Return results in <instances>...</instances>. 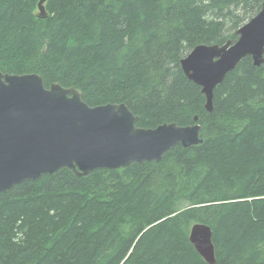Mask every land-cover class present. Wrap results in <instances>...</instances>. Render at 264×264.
Instances as JSON below:
<instances>
[{
    "label": "trees",
    "instance_id": "16d2710c",
    "mask_svg": "<svg viewBox=\"0 0 264 264\" xmlns=\"http://www.w3.org/2000/svg\"><path fill=\"white\" fill-rule=\"evenodd\" d=\"M0 0V72L35 73L90 107L124 103L136 126L197 123L202 142L158 161L76 176L68 168L0 192V264H264V62L245 56L204 108L180 60L237 39L262 0ZM194 117L197 120H194Z\"/></svg>",
    "mask_w": 264,
    "mask_h": 264
},
{
    "label": "water",
    "instance_id": "95a60500",
    "mask_svg": "<svg viewBox=\"0 0 264 264\" xmlns=\"http://www.w3.org/2000/svg\"><path fill=\"white\" fill-rule=\"evenodd\" d=\"M46 1L38 0L39 18L47 16ZM236 34L234 42L196 45L180 60L185 76L201 88L208 112L215 87L242 58L250 56L255 66L264 62V0ZM137 120L124 103L90 107L73 87H45L35 73L0 72V192L61 168L86 176L97 168L158 161L176 143L202 142L197 123L141 128ZM189 241L207 264L216 263L210 227L193 224Z\"/></svg>",
    "mask_w": 264,
    "mask_h": 264
},
{
    "label": "bare ground",
    "instance_id": "6f19581e",
    "mask_svg": "<svg viewBox=\"0 0 264 264\" xmlns=\"http://www.w3.org/2000/svg\"><path fill=\"white\" fill-rule=\"evenodd\" d=\"M238 36V35H237ZM184 73V72H183ZM202 93V92H201ZM119 104H122V103H119ZM165 123H167V122H165ZM163 124V123H162ZM77 176V175H76ZM80 177V176H79Z\"/></svg>",
    "mask_w": 264,
    "mask_h": 264
}]
</instances>
